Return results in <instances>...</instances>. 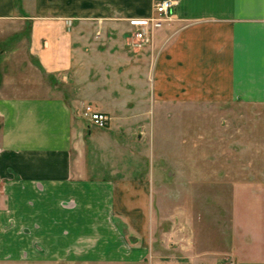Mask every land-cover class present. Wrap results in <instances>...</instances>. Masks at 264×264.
I'll return each mask as SVG.
<instances>
[{"label":"crops","instance_id":"1","mask_svg":"<svg viewBox=\"0 0 264 264\" xmlns=\"http://www.w3.org/2000/svg\"><path fill=\"white\" fill-rule=\"evenodd\" d=\"M174 1L132 48L130 19L153 0H0V215L16 233L3 252L16 239L52 264H221L158 225L168 181L143 161L151 120L182 104H264V0ZM244 237L233 263L264 264V235Z\"/></svg>","mask_w":264,"mask_h":264},{"label":"rangeland","instance_id":"2","mask_svg":"<svg viewBox=\"0 0 264 264\" xmlns=\"http://www.w3.org/2000/svg\"><path fill=\"white\" fill-rule=\"evenodd\" d=\"M177 110L151 120V149L145 150L146 173L154 182L158 172L168 181L157 184L156 222L169 239L180 235L224 264L230 253H240L244 236L264 235V104L195 102ZM146 201L152 207L150 195ZM1 203L0 197V209ZM14 232L0 215V264H52L30 257L16 239L19 251L6 246L3 252L1 243Z\"/></svg>","mask_w":264,"mask_h":264},{"label":"built area","instance_id":"3","mask_svg":"<svg viewBox=\"0 0 264 264\" xmlns=\"http://www.w3.org/2000/svg\"><path fill=\"white\" fill-rule=\"evenodd\" d=\"M174 0H153V11L150 15L141 18H131L134 28L130 30L129 44L132 48H141L152 41L153 31L164 21L171 19ZM80 115L87 122L105 127L109 123L108 113L95 108L91 103H85L80 109ZM224 264H234L232 260Z\"/></svg>","mask_w":264,"mask_h":264}]
</instances>
